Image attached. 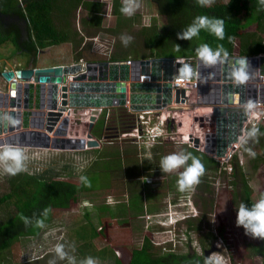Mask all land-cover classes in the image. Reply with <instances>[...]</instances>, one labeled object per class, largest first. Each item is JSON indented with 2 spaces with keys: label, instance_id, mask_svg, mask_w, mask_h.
<instances>
[{
  "label": "rangeland",
  "instance_id": "rangeland-1",
  "mask_svg": "<svg viewBox=\"0 0 264 264\" xmlns=\"http://www.w3.org/2000/svg\"><path fill=\"white\" fill-rule=\"evenodd\" d=\"M18 1L19 8L10 11L9 15L19 20L2 22L4 32L13 33L18 46L10 39L0 44L1 92H6L8 87L2 71L15 70L19 66L108 60L112 55L149 58L151 48L145 43L147 31L144 28L154 23L160 30L166 22L151 0H139L140 8L119 26L112 13V0H92L103 3L100 27L83 24L82 20L88 17L87 11L77 7L69 12L63 28L71 35L77 33L79 46L62 42L35 52L26 38L25 28L20 27L19 22L21 19L25 21L26 15L20 8L23 0ZM52 13L56 16L57 10ZM260 15L250 24L243 23L231 40L229 37L219 40L218 45H223L230 56H237L240 40L246 39L253 49L248 56L264 54V11ZM121 36H130L132 40L125 46ZM252 41L257 43L253 45ZM114 109H103L109 115L104 118L100 135H94L90 130L99 142L97 147L61 150L19 146L29 157L27 170L22 173L68 180L78 189L67 207L51 210L36 235L20 236L10 248L1 250L0 264H50L52 261L68 264L66 259L60 260L56 256L54 248L57 244H64L77 264L87 257H92L98 264H116L117 257L127 264L132 249L140 248L144 238L149 240L154 255L203 253L210 261L219 258L222 264H264V253L253 248L259 239L246 235L243 227L236 225L237 209L241 203L245 204L242 177L248 181L254 203L264 195V136L259 137L258 143L250 141L247 145L256 153L255 158L244 151L245 146L240 142L237 148L228 149V157H216L203 151L204 135L200 137L198 147H195L194 140L187 143L185 136L182 138L189 131L192 136H199L197 130L204 131L200 122L202 116L195 115L193 108H186L176 110L179 121L169 130L170 137L159 139L160 143L151 146L136 145L131 139H124L118 136L119 132L107 128L114 124ZM73 110V114L79 117L73 118V124L70 122L69 126L73 125V130L83 133L82 139L87 140L85 134L90 111ZM259 126L264 128V120ZM70 134L68 139L72 142L75 136ZM111 134L117 136L108 137ZM191 148L215 159L219 165L217 170L205 171L194 191L181 192L178 179L184 169L164 173L160 161L171 153H190ZM17 175L10 176L0 170V196L9 191V179ZM143 175L151 177L142 181ZM81 176L87 177L90 187L82 183ZM16 200L12 196L0 202V223L15 214ZM100 225H103L102 229L95 234Z\"/></svg>",
  "mask_w": 264,
  "mask_h": 264
},
{
  "label": "water",
  "instance_id": "water-1",
  "mask_svg": "<svg viewBox=\"0 0 264 264\" xmlns=\"http://www.w3.org/2000/svg\"><path fill=\"white\" fill-rule=\"evenodd\" d=\"M243 57L251 65V79L245 85H232L231 68ZM172 59L134 58L130 65L126 59L89 61L84 64V71L79 61L2 71L8 87L6 92L0 91V146L13 144L61 150L97 147L99 142L90 132L93 123L102 108L125 105L126 81H129L132 109L161 108L171 102L170 83L161 80L172 79ZM196 72L200 81L197 105L187 108H193L195 115L202 116L200 122L204 131L196 130L200 137L204 135L203 151L223 156L241 134L243 122L249 115L244 110L246 102L264 103V83H258L259 76H264V54L229 55L225 64L214 67L203 66L197 57ZM142 74H150L151 81L140 82ZM14 76L19 80H13ZM220 79L222 83H218ZM179 94L184 100V91H176V101ZM67 107L90 111L87 140L82 139L83 133L73 130V125L69 126L74 119L63 115ZM9 117L18 123H10ZM70 133L75 136L72 142L68 139ZM199 144V139L195 138V147Z\"/></svg>",
  "mask_w": 264,
  "mask_h": 264
},
{
  "label": "trees",
  "instance_id": "trees-1",
  "mask_svg": "<svg viewBox=\"0 0 264 264\" xmlns=\"http://www.w3.org/2000/svg\"><path fill=\"white\" fill-rule=\"evenodd\" d=\"M151 1L154 3L157 12L165 16L166 19L165 24L160 30L157 29L154 23L144 28L147 31L144 40L151 48L149 55L151 58L197 56L196 49L205 43L215 49L218 46L219 40L205 30H201L199 36L194 37L190 41L177 39V33L186 30L197 16L206 15L210 18H222L225 22V38H228L236 36L243 23L246 25L258 20L262 12L257 11L259 6L258 0H218L211 7H201L197 4L196 0ZM18 5V0H0V12L9 14L10 11L18 9ZM121 6L122 2L120 0H112V13L115 15L118 21L117 25L119 26L120 23L127 20V16L120 11ZM77 7H82L87 11L88 21L87 19H83V24L100 27L103 7V3L100 1L23 0L20 8L26 15V38L30 42L31 49L36 52L62 42H71L75 47L79 46L80 41L76 39L77 33L73 32L71 35L63 28L68 22L67 16L69 12ZM54 10H57L56 16L52 13ZM2 22L6 23L4 19L1 20L0 18V44L10 39L18 46L15 35L4 32ZM57 22L60 24L57 25ZM256 43V41L251 42L253 45ZM177 45L180 46L178 51L176 50ZM252 50L246 39L240 40L239 55L248 56ZM24 52L29 53L26 50ZM121 58L127 59V57H119L117 55L110 57L112 60ZM114 108V111H112L114 124L107 128L112 129L116 133L127 131L134 124L133 115L128 113L124 107ZM75 117L79 116L74 115L73 118ZM104 118L105 111L103 110L92 126L91 132H94V135L101 134ZM259 129L264 131V128L261 126H259ZM114 136L117 135H108V137ZM190 151L191 154L198 156L205 166V171L208 169L217 170L218 161L207 157L197 149L191 148ZM262 161L264 162V157ZM234 165L237 166V163L234 162ZM242 174L241 177L243 176ZM9 181L10 189L0 196V202L8 200L12 196L16 197L17 200L14 204L15 214L0 223V251L10 248L20 236L36 235L41 228L36 226V220L42 219L44 222L53 208L67 207L78 189L77 185L68 180L57 177L39 178L22 172L18 173L15 178L9 179ZM241 181L244 193L243 200L245 204L251 207L254 202L251 199L248 181L244 177H242ZM45 209L50 210L46 217L42 215ZM22 216L29 218L31 221L27 227H25L24 221L21 219ZM102 226L100 225L96 229L95 234H99ZM253 248L264 253V240L259 239V242ZM209 261L203 253H165L154 255L151 251L149 240L144 238L140 248L132 249L127 264H208ZM115 263L123 264L117 257H115Z\"/></svg>",
  "mask_w": 264,
  "mask_h": 264
},
{
  "label": "clouds",
  "instance_id": "clouds-1",
  "mask_svg": "<svg viewBox=\"0 0 264 264\" xmlns=\"http://www.w3.org/2000/svg\"><path fill=\"white\" fill-rule=\"evenodd\" d=\"M197 4L201 7H211L215 0H196ZM257 11H264V0H258ZM140 8L139 0H122V6L120 11L126 16H133L135 12ZM201 30L207 31L209 34L214 35L218 40L225 39V22L222 18H210L206 15L197 16L192 24H190L186 30L177 33V39L190 41L194 37H198ZM229 40L232 37L228 38ZM132 40L130 36H121L122 43L127 46ZM180 46L177 45V51ZM197 56L205 67H214L217 65H223L226 63L229 53L223 45H218L215 49L209 46L207 43L202 44L196 49ZM251 65L246 57L240 58L235 61V64L231 68L230 76L236 85H245L251 79ZM179 76L184 80H190L198 75L194 71L193 67L189 63H184L179 68ZM257 105L255 102L249 100L244 105L246 113H251L255 110ZM10 123H18V121L8 118ZM264 136L259 127L253 125L246 134V137L241 139L240 143L244 147V151L252 158H255L256 153L251 147H247L250 141L258 143L259 137ZM154 139V138H153ZM29 157L26 155L24 150L16 145L9 144L7 146L0 147V170L4 174L15 176L18 173L27 170L26 162ZM189 160L191 163L189 164ZM183 168L184 170L180 173L178 179V187L181 192L194 191L195 187L200 184L201 177L205 174V166L201 160L191 153L185 154L184 152L171 153L162 157L160 161V169L164 173H173L178 169ZM82 183L85 186L90 187L91 183L85 176L80 177ZM112 201L110 200L109 203ZM49 209H45L42 213L43 216H47ZM195 216V215H192ZM24 221L25 227H27L31 221L27 217H21ZM162 224V223H161ZM163 225V224H162ZM236 225L243 227L245 234L249 235L253 239L264 240V195L258 199V201L251 205L246 206L241 203L237 209ZM37 227H43L44 223L42 219L36 220ZM56 256L60 260H67L68 264H77L74 256L69 255L65 250L64 244H57L54 248ZM50 264H55L54 261ZM80 264H98V262L92 257H87ZM208 264H222L219 258L213 261H209Z\"/></svg>",
  "mask_w": 264,
  "mask_h": 264
},
{
  "label": "built area",
  "instance_id": "built-area-1",
  "mask_svg": "<svg viewBox=\"0 0 264 264\" xmlns=\"http://www.w3.org/2000/svg\"><path fill=\"white\" fill-rule=\"evenodd\" d=\"M110 60V59H108ZM127 63L130 65L131 59L127 58ZM83 71H84V64L85 62H82L80 60ZM184 63H189L193 67L194 71L197 70V57L194 58L192 56H181V57H173L172 59V79L171 80H161V82L170 83L171 88V102L169 104H166L164 107L161 108H149V109H132L131 104L129 101V81H126V102L123 106H112V107H124L128 113L133 115L134 124L124 132H120L118 136H121L124 139H131L132 143L134 144H147V145H154L158 142L159 139H167L171 135H168L169 130H172L173 126H175V123H178V113H176V110H169L168 107H177V108H187L191 104H196V96H197V90L199 87L200 81L197 79V76L190 79V80H184L180 78L179 76V68ZM163 69L161 68V75H162ZM13 80L18 81L19 79L14 76ZM5 81V79H4ZM140 82H148L151 81V75L150 74H142L140 75ZM8 85V81H5ZM176 91H184V100L181 94H179V99L176 101ZM257 109L253 112L249 113L246 120L243 122L242 128H241V134L238 135L237 141L231 143L228 149L231 148H237L239 145V142L242 137L246 136L248 128H251L253 125L257 126L261 121L264 120V103L263 102H257ZM110 107V106H109ZM108 107H104L101 109V112L103 109H107ZM67 115V117L71 118L73 115V109H69L68 107L63 112V115ZM109 115V112L107 111L105 113V117ZM191 131L186 132L188 139H184L187 143H190L195 138L200 136H192ZM185 135L182 136L184 138ZM154 138V139H153ZM160 141V140H159ZM193 143V142H192ZM227 151H225L223 157H228ZM210 154V153H209ZM215 155V153H213ZM216 156V155H215ZM217 157V156H216ZM225 159V158H223ZM163 224V223H162Z\"/></svg>",
  "mask_w": 264,
  "mask_h": 264
},
{
  "label": "flooded vegetation",
  "instance_id": "flooded-vegetation-1",
  "mask_svg": "<svg viewBox=\"0 0 264 264\" xmlns=\"http://www.w3.org/2000/svg\"><path fill=\"white\" fill-rule=\"evenodd\" d=\"M0 18H2V19H4L5 21H6V23L7 22H9V21H11V20H19L18 19V17H12V16H10L9 14H3V13H1L0 12ZM20 27L23 29V28H25V26H23V25H25V21L23 20V19H21L20 20ZM185 139H187V137H186V135H185ZM147 177H151V176H149V175H143L141 178H142V181H144Z\"/></svg>",
  "mask_w": 264,
  "mask_h": 264
},
{
  "label": "bare ground",
  "instance_id": "bare-ground-1",
  "mask_svg": "<svg viewBox=\"0 0 264 264\" xmlns=\"http://www.w3.org/2000/svg\"><path fill=\"white\" fill-rule=\"evenodd\" d=\"M260 77V80H259V82L258 83H264V76H259ZM259 79V78H258ZM218 83H222V81H221V79L220 80H218ZM230 83L232 84V85H234V81L233 80H231L230 81ZM187 135V134H186ZM202 137V136H201ZM187 139H188V137H187ZM197 139H201L200 137H197ZM229 147H227L226 148V151H227V149H228ZM221 157H223L222 155H220Z\"/></svg>",
  "mask_w": 264,
  "mask_h": 264
},
{
  "label": "crops",
  "instance_id": "crops-1",
  "mask_svg": "<svg viewBox=\"0 0 264 264\" xmlns=\"http://www.w3.org/2000/svg\"><path fill=\"white\" fill-rule=\"evenodd\" d=\"M68 63H70V62H59V63H53V64H49V65H43V66H37V67H44V66H52V65H65V64H68ZM25 67H27V66H30V64H28V65H24ZM18 68H22V67H18ZM8 70V69H7ZM80 110V109H79ZM128 263V262H127Z\"/></svg>",
  "mask_w": 264,
  "mask_h": 264
}]
</instances>
